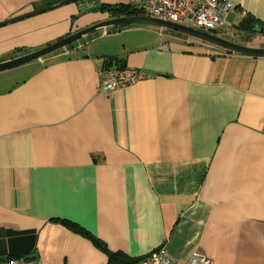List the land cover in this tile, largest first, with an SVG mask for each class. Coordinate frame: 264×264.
<instances>
[{
    "label": "crops",
    "instance_id": "crops-1",
    "mask_svg": "<svg viewBox=\"0 0 264 264\" xmlns=\"http://www.w3.org/2000/svg\"><path fill=\"white\" fill-rule=\"evenodd\" d=\"M55 1L0 0V22ZM233 2L224 27L264 35L250 29L264 27V0ZM122 4L131 0H76L2 24L0 61ZM126 25L15 67L29 70L0 88V260L115 264L63 219L124 259L165 245L176 262L199 252L264 264V57ZM107 65L148 77L104 93Z\"/></svg>",
    "mask_w": 264,
    "mask_h": 264
},
{
    "label": "built area",
    "instance_id": "built-area-1",
    "mask_svg": "<svg viewBox=\"0 0 264 264\" xmlns=\"http://www.w3.org/2000/svg\"><path fill=\"white\" fill-rule=\"evenodd\" d=\"M131 6L153 16L184 26L214 33L224 28L227 13L234 7L233 0H131ZM148 77L142 69L127 66H104L100 72L98 91L109 93L133 85ZM0 264H45L35 257H17L0 260ZM131 264H212L199 252H192L181 262L173 261L165 245L158 247Z\"/></svg>",
    "mask_w": 264,
    "mask_h": 264
},
{
    "label": "water",
    "instance_id": "water-1",
    "mask_svg": "<svg viewBox=\"0 0 264 264\" xmlns=\"http://www.w3.org/2000/svg\"><path fill=\"white\" fill-rule=\"evenodd\" d=\"M70 1H76V0H58L55 2H51L44 6L34 8L32 10L18 14L16 16H12L0 22V25L8 23V22L16 21L18 19L30 16L32 14H36V13L57 7L61 4L68 3ZM112 8L113 10H116V11L121 10L120 6H114ZM138 22L148 23V24L159 26V27L169 28L174 31L182 32L184 34L196 37L200 40H204L206 42H209L210 44L219 46L220 48H224L231 52H238V53H243V54L256 56V57L257 56L264 57V48L244 46V45L229 41L227 39L218 37L207 31L192 28L190 26H184L181 24H177V23L163 20L160 18H156L153 16H148L145 14L144 10L138 7H135V6H131L126 11H122L121 15L119 16L107 18L99 22L93 23L65 37H62L50 44H47L39 49L33 50L31 52H28V53H25V54H22L16 57L9 58L7 60L0 61V72L11 69V68L18 67L20 65L29 63L34 60H38L42 58L43 56L53 53L56 50L61 49L63 47H66L67 45H70L73 42L83 37H86L90 34L105 31L111 27H116V26L131 24V23H138ZM250 29L255 32H264V27L257 23L251 24ZM141 258L142 257L120 259L119 262L120 264H131V263L138 261Z\"/></svg>",
    "mask_w": 264,
    "mask_h": 264
},
{
    "label": "rangeland",
    "instance_id": "rangeland-1",
    "mask_svg": "<svg viewBox=\"0 0 264 264\" xmlns=\"http://www.w3.org/2000/svg\"><path fill=\"white\" fill-rule=\"evenodd\" d=\"M226 21L229 22V17L226 18ZM126 26H130L132 28L131 34H133L134 36H142V35L149 36V37L157 36V38H158V35H160L161 39L169 40L172 42H180V43H186V42H190V41L203 42L197 38H194V37L187 35V34H184L182 32L174 31V30H171L169 28L159 27L156 25L148 24V23L138 22V23H132V24H129ZM226 26L227 27H224V28L220 29L219 31L215 32V35L218 37L227 39L229 41H232V42H235L238 44H242V45L251 46V47H253V46L259 47V46L264 45V35H261V34L257 35V39L255 37H253L252 39H255V41H252V39H250L249 36L245 37L248 34H252V33H249V32L236 33V31H233L229 25H226ZM96 33H98V32H96ZM154 33H157V34L155 35ZM93 34H90L86 37L92 36ZM86 37H83V38H81V39H79L73 43H76L78 41H82ZM67 46H69V45H67ZM28 68L29 67H21L20 69H13L12 68V70L9 69L10 71H6L7 73H2V75H0V88L2 86H4L6 82H12V81L16 80L18 77L25 76L27 74V71L29 70Z\"/></svg>",
    "mask_w": 264,
    "mask_h": 264
},
{
    "label": "trees",
    "instance_id": "trees-1",
    "mask_svg": "<svg viewBox=\"0 0 264 264\" xmlns=\"http://www.w3.org/2000/svg\"><path fill=\"white\" fill-rule=\"evenodd\" d=\"M130 7H131V5L122 4V5H120V9H121V10H119L120 12L118 11L116 13H119V15H121L122 11H126ZM102 8H106L108 10L107 6L102 7ZM241 25H243L245 28L250 30L249 29V26H250L249 21H247L246 23H241ZM106 67H109V65H107ZM55 221H57L58 223L64 224L67 227L71 228L73 231H76V232L88 237L89 239H91L95 243V245H97L99 248H101L103 251H105L107 253L108 260H110L111 262H113L115 264H120L119 260L124 259L123 255L121 253L111 252V251L107 250L105 248L104 244H102L99 239L95 238L91 233H89L88 231H86L85 229L80 227L79 225L74 224L72 222H69L67 220H63V219H56Z\"/></svg>",
    "mask_w": 264,
    "mask_h": 264
},
{
    "label": "clouds",
    "instance_id": "clouds-1",
    "mask_svg": "<svg viewBox=\"0 0 264 264\" xmlns=\"http://www.w3.org/2000/svg\"><path fill=\"white\" fill-rule=\"evenodd\" d=\"M210 33V32H209ZM212 34H214L215 35V32L214 33H212Z\"/></svg>",
    "mask_w": 264,
    "mask_h": 264
}]
</instances>
